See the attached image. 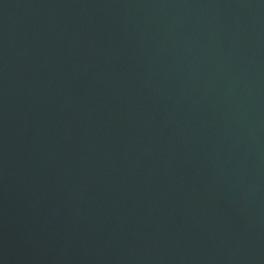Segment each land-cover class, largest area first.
Listing matches in <instances>:
<instances>
[{"label":"water","instance_id":"obj_1","mask_svg":"<svg viewBox=\"0 0 264 264\" xmlns=\"http://www.w3.org/2000/svg\"><path fill=\"white\" fill-rule=\"evenodd\" d=\"M217 264H264V0H146Z\"/></svg>","mask_w":264,"mask_h":264}]
</instances>
